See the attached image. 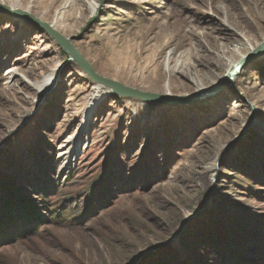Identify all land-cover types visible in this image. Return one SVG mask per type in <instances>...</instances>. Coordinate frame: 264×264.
<instances>
[{"label":"rangeland","instance_id":"374dc122","mask_svg":"<svg viewBox=\"0 0 264 264\" xmlns=\"http://www.w3.org/2000/svg\"><path fill=\"white\" fill-rule=\"evenodd\" d=\"M16 1L141 91L165 94L169 54L195 44L180 32L217 19L210 5H231L257 46L229 81L213 67L198 87L177 75L184 103L105 94L85 112L92 80L42 29L0 13V264H264V53L249 58L264 0Z\"/></svg>","mask_w":264,"mask_h":264},{"label":"bare ground","instance_id":"6f19581e","mask_svg":"<svg viewBox=\"0 0 264 264\" xmlns=\"http://www.w3.org/2000/svg\"><path fill=\"white\" fill-rule=\"evenodd\" d=\"M7 6L11 9H16L19 8L20 5L16 0H12ZM209 8L211 12L217 16V19L210 20L206 18V16H198L195 14L196 16L187 20V29L180 32V35L184 38L188 40L193 39L195 44L193 46L190 43V47L183 57L186 58L183 60L175 59L173 51L169 54L166 61L167 69L164 72L166 76H164L163 73V77H166L168 82L159 87L165 94L172 95L175 87L184 85L177 75L188 78L198 87L199 82L202 80L203 73L205 74V72L201 70L203 67H213L219 72L223 71L224 74H226L236 62L240 61L247 53L257 46L254 37L250 36L248 32L243 31L242 17L232 9L231 5L224 4L222 7L210 5ZM24 9L30 12V7H25ZM47 23L61 34L67 32V29L61 25L59 18H51ZM202 27L207 30H202ZM125 54L126 53L122 52L117 56V59H120L123 65L126 63L125 60H127ZM162 58V51L154 49L150 57L147 58V62L149 64L153 63L155 66L151 74L149 73L141 76L143 81H149L151 84L159 81L158 76L162 65L160 59ZM193 61L196 64L193 63ZM123 65L121 66V74H123ZM26 72L29 74L31 71L27 70ZM12 73L14 74L11 76L12 83L9 85V89L16 90V84L21 82L16 76V72ZM82 75L84 76V73ZM161 75L162 74H160V77ZM105 94L107 96L114 95L117 97L121 95L114 92L109 86L92 81L90 83V88L84 89L82 92L81 99L84 101L85 112H90L91 107L97 104L98 100H102L101 97ZM229 95L230 93L226 92L221 93L219 97L225 98L229 97ZM72 98L73 97L69 98V100ZM141 104V109L148 107V104L145 102H141Z\"/></svg>","mask_w":264,"mask_h":264},{"label":"water","instance_id":"95a60500","mask_svg":"<svg viewBox=\"0 0 264 264\" xmlns=\"http://www.w3.org/2000/svg\"><path fill=\"white\" fill-rule=\"evenodd\" d=\"M0 13L8 17H13L14 19H24L27 22H30L31 24L36 25L37 27L42 29L55 41V43L62 50H64L68 54L69 58H71L92 81L109 86L113 89L114 92H117L124 96L138 98L144 101L163 104L184 103L190 99V97L186 95H168L150 91H141L139 89L124 85L113 79L101 76L81 55V53L70 42V40L59 31L52 28L47 22L40 20L39 18L35 17L25 10L11 9L10 7L2 3H0ZM262 53H264V43H262L249 58H255ZM248 61L249 59H241L240 61L236 62L228 71L225 81H229L238 72L239 69L247 64Z\"/></svg>","mask_w":264,"mask_h":264}]
</instances>
